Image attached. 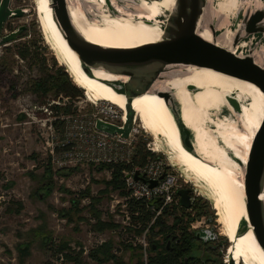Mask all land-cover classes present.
Wrapping results in <instances>:
<instances>
[{
	"label": "bare ground",
	"instance_id": "6f19581e",
	"mask_svg": "<svg viewBox=\"0 0 264 264\" xmlns=\"http://www.w3.org/2000/svg\"><path fill=\"white\" fill-rule=\"evenodd\" d=\"M69 15L77 30L92 43L110 48H132L160 40L163 21L174 0H66ZM246 0H207L211 14L218 17L219 36L213 37L204 26L199 34L217 44L245 53L251 39H242L231 46L233 30L227 23ZM264 0H249L255 7ZM39 23L46 42L57 61L65 66L72 80L94 101H108L120 108L125 117L128 100L108 81L125 77L102 68H92L87 74L77 54L69 47L58 27L50 0H35ZM208 13V12H207ZM264 53V52H263ZM255 60H262L260 51ZM189 85L196 88L191 89ZM171 91L179 105L181 119L190 129L195 152L182 144L176 121L157 91ZM234 97L240 104L235 113L228 102ZM133 119L153 136L155 149L164 144L169 159L188 178L203 184L220 224L221 234L230 242L225 261L234 264H264V251L255 239L245 209L241 165L245 164L251 139L264 111V94L255 84L208 68L183 66L169 73L152 90L134 96L130 101ZM240 115L244 131L237 127ZM243 146V150L239 146ZM238 160V161H237ZM264 201V190L260 193ZM246 228L237 233L241 221Z\"/></svg>",
	"mask_w": 264,
	"mask_h": 264
},
{
	"label": "rangeland",
	"instance_id": "374dc122",
	"mask_svg": "<svg viewBox=\"0 0 264 264\" xmlns=\"http://www.w3.org/2000/svg\"><path fill=\"white\" fill-rule=\"evenodd\" d=\"M124 1L126 0L122 2ZM248 1L246 0L243 4V12L247 6H253ZM207 7L204 10V16L210 21L218 20L216 15L211 14L214 12L213 7ZM7 8L11 14L0 30V264H73L63 260L54 252L55 245L62 240H66L75 249L81 246L84 249L83 260L86 264H95L88 257V250L108 239L113 241L115 252L128 260L129 252H123L120 241L140 243L146 247L144 233L135 235L125 231L123 227L102 232L93 231L90 227L93 219H90V222L80 221L78 229H75L74 222H67L66 218L58 214L59 209L69 206L70 194L62 191L59 188L61 185L74 192L89 186L91 193L97 196L98 191L103 188L101 180L110 176L108 170H98L94 163L84 161L74 167L63 168L69 174L61 176L57 173L56 167L54 169L50 164L53 186L47 195L41 188L44 182L42 175L49 161L46 145V137L50 136L48 125L50 121H54L52 116L54 111L51 112L49 108L44 110V106H47L51 100H59L60 103L63 101L68 103L71 100L33 91L34 81L42 76L41 70L52 69V56L57 65H62L57 61L44 38L37 17L35 0H8ZM166 17L167 15L159 17L163 24ZM230 22L231 20L227 25L233 30ZM220 27L218 24L217 28L220 29ZM18 49H22L25 53L23 58L17 54ZM257 62L264 63V57ZM62 66L65 69V66ZM158 82L160 80H157L154 86ZM71 103L75 105L72 108L80 109V113L89 114L94 111V104L85 97L84 91L82 97L74 99ZM232 117L238 120L237 127L244 131L240 115L236 114ZM262 121L263 117L255 132L258 131ZM135 125L139 127L137 140L149 142L155 147L153 136L140 127L138 120H135ZM61 126L58 120L52 127L58 139L62 137ZM156 147L159 155L165 160H170L164 144L161 143ZM239 147L241 150L244 148L241 145ZM240 170L243 177V168ZM177 175V189H190L192 197H203L209 203L208 212L193 220L195 227L190 226V229L194 231L212 229L216 232L218 238L212 242V245L216 247L213 252L207 251V253L217 259V264H227L224 258L230 242L221 234L220 224L216 220L217 216L207 189L200 182L188 178L180 170H177ZM176 199L177 203H173L174 205L179 204V197ZM16 201L22 203L21 210L9 211L8 208ZM82 203L86 204L88 200L85 198ZM98 207L102 211L103 219L112 217L123 226L128 223L123 197L118 192L104 195ZM83 214L89 217L87 211L84 210ZM190 215L194 217L192 210ZM167 222H171V218H168ZM43 236L50 237L49 242H45ZM171 241V239L168 240V242Z\"/></svg>",
	"mask_w": 264,
	"mask_h": 264
},
{
	"label": "water",
	"instance_id": "95a60500",
	"mask_svg": "<svg viewBox=\"0 0 264 264\" xmlns=\"http://www.w3.org/2000/svg\"><path fill=\"white\" fill-rule=\"evenodd\" d=\"M105 1L110 4V0ZM7 2L8 0L0 1V30L11 14ZM207 4V0H174L173 7L164 21L160 40L132 48H110L92 43L77 30L69 15L66 0H50L54 19L67 44L79 57L83 70L90 74L92 68H102L125 77L119 81H108L128 100L124 127L117 128L98 122V128L127 137L133 119L129 101L134 96L152 90L157 80L168 78L170 72L183 66L208 68L249 81L259 87L264 94V63L259 64L255 60L256 49L264 57V4L260 7L247 6L244 12L243 8H239L231 19L233 29L231 46L236 47L242 39L252 40L247 51L242 54H237L213 40L209 41L199 34L198 30L204 26L210 29L213 37L225 31L217 28L218 20L210 21L204 16ZM189 88L196 87L189 85ZM156 93L169 107L178 126L183 146L188 151L196 153L191 131L181 119L179 105L172 92L164 90ZM228 102L235 113L240 112V104L234 97L230 96ZM262 117L263 121L258 131L253 134L249 153L241 168L244 171L243 191L247 218L255 239L264 251V201L260 198V193L264 190V111ZM134 177L142 179L137 173ZM155 184L156 180L149 181L150 186ZM190 192L191 190L187 188L176 190L179 205L184 208L191 206L193 197ZM246 226V221H241L237 233L243 231ZM199 233V230L196 231L200 238ZM228 264L234 263L228 260Z\"/></svg>",
	"mask_w": 264,
	"mask_h": 264
},
{
	"label": "trees",
	"instance_id": "16d2710c",
	"mask_svg": "<svg viewBox=\"0 0 264 264\" xmlns=\"http://www.w3.org/2000/svg\"><path fill=\"white\" fill-rule=\"evenodd\" d=\"M3 27V26H2ZM1 27V29H2ZM10 40V39H9ZM17 54L22 58L25 53L18 49ZM52 69L41 70L42 76L33 83V91L42 95L51 94L53 97L67 98L68 103L63 105L51 104L50 109L56 112L70 113L76 109L72 108V101L83 96L82 89L72 80L69 73L62 65H57L52 56ZM57 121H53L56 124ZM154 155L150 152L143 140L136 141L135 151L132 156V162L123 163H99L96 165L98 170H108L109 177L101 180L103 188L94 196L90 187L74 192L61 185L59 188L69 193V206L58 210V214L66 218L67 222H74L75 229H78L80 221H89L93 231L102 232L107 229H117L123 227L125 231L135 235L144 233L147 246L142 244L120 241V247L123 252H129L128 260L114 250V244L111 239L101 241L99 244L88 250V257L95 264H217L214 257H211L207 251H214V248L202 243V240L196 235V231L190 229V222L196 218L205 215L209 208V203L203 197H193L191 206L184 208L179 204H173L161 209L157 213L159 201L142 200L127 197V191L124 188L122 170L130 168L132 165H141L148 156ZM57 173L61 176H67L69 172L66 169H59ZM52 171L48 161L42 175L41 188L47 195L52 188ZM118 192L123 197L125 206V216L128 218L126 225H121L112 217L107 220L101 217L102 211L98 207L104 195L111 192ZM39 195V194H38ZM178 197V195H175ZM88 203L83 204L84 199ZM22 208L20 201L14 202L8 210L19 212ZM87 211L89 217L84 216L83 211ZM190 210L194 212V217L190 215ZM171 218V222L167 219ZM159 236V238H155ZM45 242H49L50 237L43 236ZM171 239V242L168 240ZM144 250V251H143ZM54 252L59 254L63 260L70 261L73 264H86L83 260L84 249L80 246L75 249L69 245L66 240L59 241L55 245ZM144 254L146 258L144 259Z\"/></svg>",
	"mask_w": 264,
	"mask_h": 264
},
{
	"label": "built area",
	"instance_id": "2783aa9c",
	"mask_svg": "<svg viewBox=\"0 0 264 264\" xmlns=\"http://www.w3.org/2000/svg\"><path fill=\"white\" fill-rule=\"evenodd\" d=\"M67 99V98H66ZM73 102V101H72ZM63 105L59 100H51L44 110L50 109V105ZM94 111L89 114L80 113L78 107L70 113H52L55 121H60L62 137L58 139L54 133L53 122L48 128L50 136L46 137L48 148L47 159L56 170L74 167L87 161L97 165L99 163H123L132 162L135 151V143L139 133V127L135 125V119L127 137L119 133H109L97 127L98 122L106 123L117 128H123L125 117L123 111L113 103L100 100L94 101ZM75 107V105H72ZM52 112V109H50ZM146 148L154 155L148 156L141 165H132L122 170L124 188L127 197L142 200L159 201L157 213L163 208L177 203V168L170 160H165L159 155V151L145 143ZM163 152V151H162ZM55 165V166H54ZM139 177L145 179H136ZM150 180H156V184L149 185ZM194 222H190L192 228ZM146 258V254L145 257ZM224 262L228 264V261Z\"/></svg>",
	"mask_w": 264,
	"mask_h": 264
},
{
	"label": "flooded vegetation",
	"instance_id": "af4514ba",
	"mask_svg": "<svg viewBox=\"0 0 264 264\" xmlns=\"http://www.w3.org/2000/svg\"><path fill=\"white\" fill-rule=\"evenodd\" d=\"M199 232H200L199 236H200V239L202 240V243L215 249L216 246H213L212 242L216 241V239L218 238L216 235V232L212 231V229L204 230V231L202 230Z\"/></svg>",
	"mask_w": 264,
	"mask_h": 264
}]
</instances>
